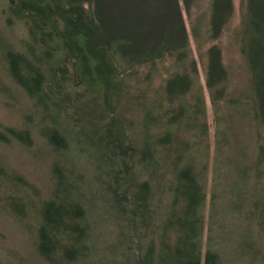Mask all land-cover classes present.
<instances>
[{
	"label": "trees",
	"instance_id": "obj_1",
	"mask_svg": "<svg viewBox=\"0 0 264 264\" xmlns=\"http://www.w3.org/2000/svg\"><path fill=\"white\" fill-rule=\"evenodd\" d=\"M182 1L188 15H196L192 32L200 49L221 35L234 12V0H209L195 15L199 0ZM240 1L235 34L250 70V93L227 92L229 70L217 43L206 50V85L214 105L220 99L233 110L248 105L244 132L250 134L243 143L226 125L217 127L208 205L209 125L180 0H10L8 20L21 21L27 37L20 47L0 39L7 75L33 101L54 151L74 150L75 163L85 156L89 165L81 172L54 160L55 186L34 230L41 261L71 264L91 254L87 209L76 192L86 191L95 148L120 221L109 264H223L230 222L223 219L232 213L250 227V242L233 251L245 249L251 262L264 264V0ZM166 60L167 76L150 91ZM18 136L27 138L26 132ZM1 167L0 178L10 180ZM165 195L168 205L155 206ZM7 197L23 216L18 196ZM125 241L128 248L117 246Z\"/></svg>",
	"mask_w": 264,
	"mask_h": 264
},
{
	"label": "rangeland",
	"instance_id": "obj_2",
	"mask_svg": "<svg viewBox=\"0 0 264 264\" xmlns=\"http://www.w3.org/2000/svg\"><path fill=\"white\" fill-rule=\"evenodd\" d=\"M208 2L209 0H199L193 9V14H200L205 11ZM9 3L10 0H0V39L3 38L6 42L20 47L27 37V30L21 21L15 18L8 20ZM180 4L189 35L192 55L197 64V81L199 84L196 85L201 87L205 98V115L209 125L210 158L208 159L209 179L207 186V203L209 205L212 187L211 178L215 166L212 154L213 151L217 150V127L222 128L226 125L230 131L238 134L237 137L243 143L247 141L250 134L244 132L249 130V120L246 114L248 105L243 104L242 111L228 107L225 99H220L214 105L211 102L210 91L206 85V50L209 45L217 43L222 47L223 62L229 70L227 92L230 94L231 91H234L241 96L250 93V70L236 43L235 34L241 22V1L234 0L233 15L221 35L216 39L205 41L201 49L198 48L192 32V19H195L196 15L193 18L190 17L182 0H180ZM1 50L0 48V165L3 173L9 175L10 180L0 178V261L4 264H53L48 261H41L35 253L33 241L35 225L38 222L37 213L41 203L52 196L55 186L52 165L54 160L62 159L65 169L75 167L76 170L81 169L82 172L84 165H88L87 159L84 156V158L81 157L78 160L79 163H75L76 154L74 150L57 153L47 143L40 131L41 122L38 110L24 89L8 77ZM170 65L171 62L168 60L158 64L157 70L152 76L154 78L153 84H150V91L160 85L162 76H167ZM148 71L149 68L145 67L142 68L141 73L145 75ZM143 87L147 88V84ZM152 93L149 92L148 96L151 97ZM228 112H232L229 113L230 119L228 117V119L222 120L221 118ZM85 130L91 131L88 125L85 126ZM25 132L27 138L18 136V133L25 134ZM77 136H80V134H77ZM228 139L233 141L232 137ZM72 148L74 147L72 146ZM92 154L94 155L91 157L93 166L90 168L91 171H86L87 175H84L85 189L82 191H86L83 192L84 194L76 192V197H79L87 209L86 221L90 223L88 243H90L92 249L90 255L71 264H109V256H111L109 244L113 240L112 237L115 236V225L120 222L117 219L110 197L105 193L104 179L106 176L98 169V167L102 168L101 152L94 148ZM9 194L18 196L17 199H19L24 209L23 216L21 213H17L14 208L9 207L7 197ZM225 197L227 196L223 192L220 198L221 201ZM168 201V195L161 196L156 199L155 206L161 204L162 207H165L168 205ZM224 218L226 221L223 219V222H230L225 224L226 228L223 230L225 236L228 234L227 239L222 242V248L224 249L223 264H261L251 262L250 253L246 252L245 249H239L237 252L233 251L238 246L242 248V244L246 245L250 242V235L247 234L250 233V227L247 228L248 222L243 215L232 213L231 215L226 214ZM236 227H240V231L236 232V236L231 235L237 229ZM243 233H246L245 241H240L238 236ZM206 239L207 233L205 232L204 242H206ZM128 245L130 243L126 241L117 244V246L124 249L128 248Z\"/></svg>",
	"mask_w": 264,
	"mask_h": 264
}]
</instances>
